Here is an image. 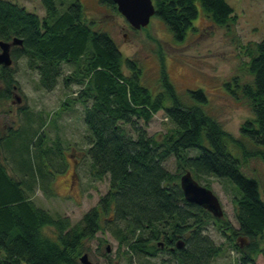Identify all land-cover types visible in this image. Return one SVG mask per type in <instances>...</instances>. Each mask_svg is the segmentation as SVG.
I'll return each instance as SVG.
<instances>
[{"label": "trees", "instance_id": "1", "mask_svg": "<svg viewBox=\"0 0 264 264\" xmlns=\"http://www.w3.org/2000/svg\"><path fill=\"white\" fill-rule=\"evenodd\" d=\"M41 2L45 17L12 1L0 0V41H22L11 46V58L15 62L25 58L47 92L56 89L66 69H72L65 83L71 81L80 87L77 100L83 106L91 134L86 150L91 174L97 180L107 177L110 189L75 225L68 217L52 215L34 203L30 192L38 180L48 181L46 168L52 155L58 154L54 147H44L45 135L39 129L32 133L26 129L10 130L9 136L16 135L21 140L27 137L28 141L21 147V143L15 145V140L7 146L19 168L18 177L0 163V264H82L81 254L87 250L84 241L101 230L102 217L109 215L106 223L114 227L119 248L125 246L131 255L148 258L165 254L170 263L211 264L222 249L205 234L206 223L218 219L186 201L180 177L187 170L196 179L226 178L238 187L241 195L233 200L239 224L237 234L249 240L246 247L233 245L240 254L238 264L253 263L255 255H264V247L257 242L259 237L264 239L260 184L242 171L248 156L256 155L264 161V38L245 49L252 83L241 85L240 77L234 79L254 114V119L241 127V135L257 145V151L247 152L204 110L208 99L202 91L191 92L200 106L182 101L170 81L164 58L161 89L153 95L141 82L140 64L124 59L108 32L94 29L95 21L86 17L80 1L65 8L63 0ZM101 2L117 9L113 0ZM153 3L155 15L178 41L185 40L188 32L195 29L193 23L200 9L215 26L230 28L236 22L228 0ZM124 64L129 75L123 71ZM15 73L12 65L0 64V81L4 84L0 99L12 98ZM161 111L175 127L156 139L148 134L147 127ZM231 144L242 150L244 160L232 153ZM24 151L29 159L17 155L23 156ZM190 151L196 154L190 155ZM170 158L176 161V173L165 166ZM47 227L56 231L58 241L46 234Z\"/></svg>", "mask_w": 264, "mask_h": 264}, {"label": "rangeland", "instance_id": "2", "mask_svg": "<svg viewBox=\"0 0 264 264\" xmlns=\"http://www.w3.org/2000/svg\"><path fill=\"white\" fill-rule=\"evenodd\" d=\"M9 1L40 17L46 16L41 0ZM75 1L63 0L62 6L68 7ZM78 1L86 17L95 21L94 29L108 32L118 44L124 59H133L140 64L143 72L141 82L153 95L161 89V58H164L170 81L182 101L200 106L192 99L191 92L202 91L208 99L207 104L203 105L207 114L244 145L247 152L257 151V145L241 135L242 125L253 120L254 114L241 89H237L234 79L235 76L240 77L241 85L252 83L245 49L264 38V0H228L236 15V22L230 28L215 26L199 8V17L193 23L195 29H191L183 41L175 40L166 24L156 15L151 17L146 27L136 30L117 9L109 8L101 0ZM12 67L16 70V88L12 98L0 99V163L6 166L11 175L18 177L19 168H16L12 151L7 146L15 140V145L18 147L21 143V147L28 138L21 140L16 135L9 136L10 130L26 129L32 133L39 129L44 133V147H54L58 156L52 155L53 158L49 160V167L46 168L49 172L48 181L47 178L38 180L30 197L37 206L54 216L68 217L70 223L75 225L86 212L98 205L100 198L110 189L107 177L97 180L91 174L90 160L86 154L91 134L85 124L83 106L77 100L80 87L71 81L65 83V77L70 75L72 69H66L56 89L47 92L41 88L38 73L29 68L25 58L13 61ZM123 71L126 75L130 74L125 64ZM228 84L231 86L227 87ZM2 89L4 84L0 81ZM24 107L25 112L22 111ZM174 127L161 111L154 116L147 131L150 136L160 139ZM230 149L244 160L241 149L234 144H231ZM21 153L23 156L17 153L20 158L29 159L25 151ZM193 154L196 151H190V155ZM165 166L170 172L176 173L174 158H170ZM242 171L259 181L264 200V161L256 155L248 156L242 163ZM196 180L215 193L224 212L222 218L207 220L206 223L205 234L222 249L211 264H238L240 254L233 245L238 243L246 247L249 244L247 238L237 234L239 224L233 200L241 195L240 190L226 178L200 176ZM108 217H102L101 230L83 243L87 250L81 255L86 253L92 264H175L168 262L170 258L165 254L146 258L131 255L125 246L119 248L114 227L106 223ZM45 232L58 241L53 228L47 227ZM257 242L264 247L263 237L257 238ZM108 246L110 251H107ZM254 259L249 264H264L263 254L255 255Z\"/></svg>", "mask_w": 264, "mask_h": 264}, {"label": "water", "instance_id": "3", "mask_svg": "<svg viewBox=\"0 0 264 264\" xmlns=\"http://www.w3.org/2000/svg\"><path fill=\"white\" fill-rule=\"evenodd\" d=\"M117 10L121 13L129 24L136 30L146 27L150 19L155 15V6L153 0H113ZM22 41L15 38L12 43L0 41V64L4 66L12 65L11 46L20 45ZM180 186L187 202L198 205L211 213L216 218L224 216L223 208L219 198L208 187L201 185L187 170L180 177ZM180 246V245H178ZM242 247V246H241ZM110 251V247H107ZM82 264H92L85 253L80 257Z\"/></svg>", "mask_w": 264, "mask_h": 264}]
</instances>
